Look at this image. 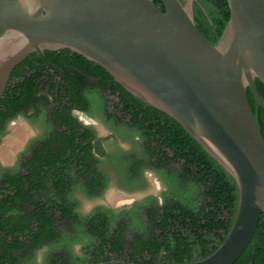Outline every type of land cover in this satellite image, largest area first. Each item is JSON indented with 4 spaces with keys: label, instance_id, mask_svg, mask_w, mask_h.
<instances>
[{
    "label": "water",
    "instance_id": "water-1",
    "mask_svg": "<svg viewBox=\"0 0 264 264\" xmlns=\"http://www.w3.org/2000/svg\"><path fill=\"white\" fill-rule=\"evenodd\" d=\"M161 1L164 12L153 0H0V102L14 69L34 53L60 73L58 90L63 74L46 50L69 49L103 67L235 179L239 204L225 242L185 263L234 264L264 213V136L248 97L250 89L264 110L256 86L264 84V0H228L230 20L216 45L196 26L195 0Z\"/></svg>",
    "mask_w": 264,
    "mask_h": 264
},
{
    "label": "trees",
    "instance_id": "trees-1",
    "mask_svg": "<svg viewBox=\"0 0 264 264\" xmlns=\"http://www.w3.org/2000/svg\"><path fill=\"white\" fill-rule=\"evenodd\" d=\"M153 3L161 11H165L161 0H153ZM230 16L228 0L194 1L196 26L201 34L214 45L222 37ZM45 56L48 62L60 68L63 73L59 91L60 73L48 67L40 55L34 53L19 64L12 72L0 102V144L8 124L20 115H25L33 122L44 121L45 126L50 124V116L56 119V124L61 123L60 120L63 119L62 125H75L61 108L63 107L67 112L73 109L87 111L89 108L87 97L90 96L99 100L94 114L103 122L111 124L113 120L119 119L107 109L108 99L105 93L117 98L114 100V109L125 112L124 118L131 117L127 124L140 132L146 140L145 144L150 150L151 157L159 161L157 170L164 175L165 181L172 188L165 195L170 194L176 197L172 202L169 198H165V205L151 210L149 218L156 222L162 220L165 226L170 220L179 222L190 220L196 223L195 227L198 229L193 234L192 242L189 241L190 237L184 236V233H176L174 241L168 237L167 240L171 243L165 250L169 256L163 259L161 264L191 263L212 255L225 242L235 220L239 204L235 179L182 125L162 111L134 97L100 65L88 61L69 49L46 50ZM256 86L264 102V84L256 79ZM248 97L264 136V110L259 106L250 89H248ZM52 101L55 106L50 109L48 106H51ZM66 132L59 134L61 138L67 137ZM84 136L85 141L90 138L88 134ZM76 137L71 138V142L65 145L63 156L67 157V149L73 146ZM53 143L35 153L39 168L33 167L34 161L24 163L27 171L32 173L31 176L19 175L18 178L9 176L0 186V264H29L35 260L30 255L44 246L54 245V240L57 238V233L53 229L55 213L46 210L44 203L38 200L43 196L41 187L32 186L27 190L26 183L23 181V179L31 181L33 178L39 180L37 173L44 172L45 167L50 169L57 167L52 158L57 155L58 149L57 144ZM83 144L84 142H81L80 145L72 148L74 155L77 149L83 150ZM92 147L90 145L86 148L87 151L89 150V153H86L87 157L91 154ZM45 153L50 154L49 161L52 160V162L42 160ZM171 162L179 165L180 168H173L167 176L165 171H168ZM83 166L88 165L83 164ZM197 186L200 187V192L204 188V194L200 195V192L195 190ZM35 189L39 197L33 193ZM201 203L202 208H198ZM139 206L140 204H137L136 208ZM65 209V217L75 214L73 209L68 207ZM105 213L104 210L97 212V218L95 217L94 220L106 219L103 218ZM134 214L132 217L136 216ZM111 215L113 218H118L113 213ZM182 228H186V225ZM91 231L95 236H100L102 243L96 241L92 245L95 255L92 262L88 264L113 260L111 254L131 258L127 260L120 257L118 260L156 264L164 251L160 245L146 249V246L142 245L144 246L142 248L138 241L131 242L129 245L126 241L121 243L119 236H114L113 240L107 233H101L100 227L94 225ZM75 242L80 243V241ZM127 247L128 254L124 252ZM171 250L176 253H171ZM107 254L109 257L106 256ZM81 262L78 261L80 264H85V261ZM74 263H77L74 255L70 263L58 255L51 264ZM234 264H264V213L261 215L258 230L252 242Z\"/></svg>",
    "mask_w": 264,
    "mask_h": 264
},
{
    "label": "flooded vegetation",
    "instance_id": "flooded-vegetation-1",
    "mask_svg": "<svg viewBox=\"0 0 264 264\" xmlns=\"http://www.w3.org/2000/svg\"><path fill=\"white\" fill-rule=\"evenodd\" d=\"M181 1L187 3L188 0ZM47 90L49 91V88ZM105 96L108 99L107 109L119 119L115 120L116 122L113 120L111 124H107L97 117L94 112H96L99 100L90 96L87 97L89 99L87 111L73 109L67 112L66 109L61 108L75 125H62L63 119L60 120L61 123L56 124V119L53 116L49 117V121L52 123L50 122L47 126H45L44 121L33 122L29 119L32 125L38 127L36 135L14 157L12 165L3 164L0 158V186H2L9 176L15 178H18L19 175L31 176L32 173L27 171L24 163L34 161L33 167L39 168L35 153L40 149H46L48 144L53 142L57 144V155L52 158L57 167L54 169L45 167L44 172L37 173L39 180H35L33 177L31 181L23 179L27 190L32 186H39L43 190V196L38 200L44 203L46 210L55 213L53 229L57 233L54 245L44 246L35 254L33 253L34 256H32L33 254L30 255L35 260H32L29 264H51L58 255L67 259L69 263L73 255L75 262H77L74 264H80L78 261H82L81 263L85 261V264L92 262L95 255L92 245L96 241L102 243L100 236H95L91 231L93 225L100 227V232L107 233L113 240L116 236H119L118 239L121 243L126 241L129 245L131 242L137 243L138 241L141 246H146V249H150L154 245H160L164 251L156 264H161L164 261L163 259L169 256V253L165 250L171 243L167 240L168 237H171V241H174L176 233H184V236L190 237L189 241L192 242L193 234L198 230L195 227L196 223L190 220L185 222L170 220L167 222L168 225L165 226L162 220L156 222L149 218L151 210L165 205V198H169V201L172 202L176 197L170 194L165 195L172 188L165 181L164 175L157 170L159 161H155V158L151 157L150 150L145 144L146 140L136 128L127 124L131 117L124 118L125 112L114 109V100H117V98L109 96L107 93H105ZM50 105L48 106L50 109L55 106L53 101ZM78 113H81L88 121L82 120ZM92 121H98L105 126L108 134L100 136L96 125ZM10 123L7 126V131L11 127L9 126ZM79 130L81 131L79 132ZM65 131H67V137L61 138L59 134H63ZM86 134L90 136L87 141L84 138ZM73 137H76L74 139L75 143L67 149V157H65L63 156L65 145H68ZM81 142H84L83 150L77 149L74 155L72 148L80 145ZM124 144L129 147H125ZM90 145L93 146L92 152L87 157L86 153H89V150L87 151L86 148ZM49 158L50 154L45 153L42 160L52 162V160L49 161ZM10 159L9 157L8 160ZM83 164L88 166L85 167ZM173 168H180V166L171 162L170 168L165 171V174L169 176L168 173H171ZM19 169H21L20 173H18ZM148 173H152L162 180L163 189H161L159 196L150 192L152 190V180ZM34 175L36 174L34 173ZM180 185L182 187L183 183ZM195 190L200 192V187L197 186ZM109 192L126 197L123 198L125 204L115 208L112 205L101 203L88 213L80 211L82 197L86 199H104ZM33 193L37 195L36 189L33 190ZM135 194L138 196L132 200ZM202 194H204V188L201 189L200 195ZM126 199L132 201L127 202ZM137 204H140L138 208H136ZM202 206L201 203L198 208H202ZM65 207L73 209L75 214L65 217ZM103 210L106 212L103 218L106 219L94 220L95 217L97 218L96 213ZM111 213L117 215L118 218H113ZM132 213H135L136 216L132 217ZM183 225H186V228H182ZM75 241H80V243ZM89 245H91L90 248L86 249ZM78 246L81 250L80 254L75 252ZM128 251L127 247L124 252L128 254ZM171 253L175 254L176 252L171 250ZM40 254H42L41 258L39 257ZM106 256L109 257V254ZM110 256L114 258L113 260H118L121 257L112 254ZM120 259L130 260L131 258L125 256Z\"/></svg>",
    "mask_w": 264,
    "mask_h": 264
},
{
    "label": "rangeland",
    "instance_id": "rangeland-1",
    "mask_svg": "<svg viewBox=\"0 0 264 264\" xmlns=\"http://www.w3.org/2000/svg\"><path fill=\"white\" fill-rule=\"evenodd\" d=\"M78 116L82 119V120H87L81 113H78ZM88 121V120H87ZM95 125L96 128L98 130V133L100 136H106L108 134L107 132V128L105 126H103L102 124H100L98 121H92ZM11 126L9 128V130L5 133V135H3L2 140H1V144H0V156L4 158V152L8 153V155L10 156V158L14 160V157L16 155H18L25 147V145L27 144V142L36 135V133L38 132V127L34 126L31 124V122H29L28 118L25 115H20L18 116L16 119H14L10 125ZM125 147H129L128 145H125ZM1 158V157H0ZM10 159V160H11ZM8 161V160H7ZM13 161H9L8 165H12ZM148 176L151 177L152 180V190L150 191L151 193L155 194L156 196L160 195L161 189H163V185H162V180L161 178L157 177L156 175L152 174V173H148ZM111 191V190H110ZM138 195H133L132 200H134L135 198H137ZM200 197V196H199ZM123 198L122 195L113 193V192H109L107 193L106 197L101 198V199H86V198H81L82 204L80 206V211L83 213H88L89 211H91L95 206L101 204V203H105L107 205H112V207H120L122 205H124L125 200ZM129 201V199H126ZM75 252L77 254L81 253L80 247L78 246L75 249ZM40 258L42 257V254H40L39 256Z\"/></svg>",
    "mask_w": 264,
    "mask_h": 264
},
{
    "label": "crops",
    "instance_id": "crops-1",
    "mask_svg": "<svg viewBox=\"0 0 264 264\" xmlns=\"http://www.w3.org/2000/svg\"><path fill=\"white\" fill-rule=\"evenodd\" d=\"M1 157V160H2V162H3V164H5V165H8V164H6V163H8L9 161H13L12 159H13V156H12V159L11 160H5V159H3V157L2 156H0Z\"/></svg>",
    "mask_w": 264,
    "mask_h": 264
},
{
    "label": "bare ground",
    "instance_id": "bare-ground-1",
    "mask_svg": "<svg viewBox=\"0 0 264 264\" xmlns=\"http://www.w3.org/2000/svg\"><path fill=\"white\" fill-rule=\"evenodd\" d=\"M9 157H10V156L8 155V153H5V152H4V158H5V160H8Z\"/></svg>",
    "mask_w": 264,
    "mask_h": 264
}]
</instances>
